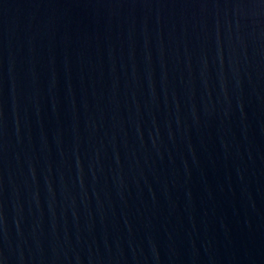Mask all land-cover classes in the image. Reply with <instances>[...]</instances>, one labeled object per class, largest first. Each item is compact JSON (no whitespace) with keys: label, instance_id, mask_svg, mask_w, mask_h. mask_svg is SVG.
<instances>
[{"label":"water","instance_id":"1","mask_svg":"<svg viewBox=\"0 0 264 264\" xmlns=\"http://www.w3.org/2000/svg\"><path fill=\"white\" fill-rule=\"evenodd\" d=\"M0 264H264V0H0Z\"/></svg>","mask_w":264,"mask_h":264}]
</instances>
